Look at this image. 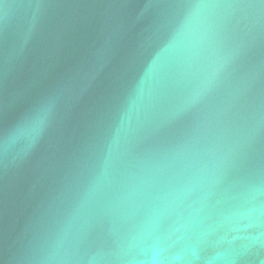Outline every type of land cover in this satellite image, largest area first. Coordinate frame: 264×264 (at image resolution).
Segmentation results:
<instances>
[{"label": "water", "instance_id": "1", "mask_svg": "<svg viewBox=\"0 0 264 264\" xmlns=\"http://www.w3.org/2000/svg\"><path fill=\"white\" fill-rule=\"evenodd\" d=\"M0 264H264V0H0Z\"/></svg>", "mask_w": 264, "mask_h": 264}, {"label": "clouds", "instance_id": "2", "mask_svg": "<svg viewBox=\"0 0 264 264\" xmlns=\"http://www.w3.org/2000/svg\"><path fill=\"white\" fill-rule=\"evenodd\" d=\"M42 121H38L37 122V124H36V126H35V129L34 130H38V128H39V123H41Z\"/></svg>", "mask_w": 264, "mask_h": 264}]
</instances>
